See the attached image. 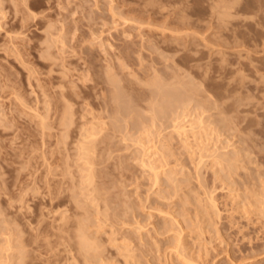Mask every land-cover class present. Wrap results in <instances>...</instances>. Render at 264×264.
Instances as JSON below:
<instances>
[{
  "label": "rangeland",
  "instance_id": "rangeland-1",
  "mask_svg": "<svg viewBox=\"0 0 264 264\" xmlns=\"http://www.w3.org/2000/svg\"><path fill=\"white\" fill-rule=\"evenodd\" d=\"M0 264H264V0H0Z\"/></svg>",
  "mask_w": 264,
  "mask_h": 264
},
{
  "label": "bare ground",
  "instance_id": "bare-ground-1",
  "mask_svg": "<svg viewBox=\"0 0 264 264\" xmlns=\"http://www.w3.org/2000/svg\"><path fill=\"white\" fill-rule=\"evenodd\" d=\"M25 3H26V2H25ZM64 40H65V39H64ZM109 71H110V70H109ZM109 71H108V72H109ZM153 80H154V79H153ZM175 80H176V79H175ZM110 81H111V80H110ZM116 81H117V80H116ZM111 84H112V83H111ZM180 85H181V84H180ZM183 86H184V85H183ZM154 105H155V104H154ZM47 107H48V106H47ZM202 108H203V107H202ZM70 109H71V108H70ZM71 111H72V110H71ZM198 112H199V111H198ZM161 114H162V113H161ZM200 115H201V114H200ZM192 117H194V116H192ZM39 118H40V117H39ZM196 118H197V117H196ZM203 118H204V117H203ZM186 119H187V118H186ZM201 119H202V117H201ZM176 120H177V119H176ZM178 120H179V119H178ZM197 120H198V119H197ZM199 120H200V119H199ZM203 120H204V119H203ZM43 121H44V120H43ZM71 121H72V120H71ZM155 122H156V121H155ZM180 122H181V121H180ZM199 122H200V121H199ZM178 123H179V121H178ZM178 123H176V124H178ZM194 123H195V122H194ZM188 124H189V123H188ZM179 125H180V124H179ZM189 125H190V124H189ZM191 125H192V124H191ZM191 125H190V126H191ZM173 126H174V125H173ZM176 126H177V125H176ZM176 126H175V127H176ZM184 126H185V127H184ZM184 126L182 125V126H180V127H181V130H183V131L186 133V128H187V127H186V125H184ZM188 127H189V126H188ZM193 127H194V126H193ZM65 128H66V127H65ZM176 128H178L177 130H180L179 127H176ZM183 131H181V132H183ZM209 131H210V130H209ZM179 132H180V131H179ZM192 132H193V130H192ZM89 134H90V133H89ZM183 134H184V133H183ZM96 135H97V134H95V138H96ZM184 135H185V134H184ZM93 136H94V135H93ZM93 138H94V137H93ZM90 140L92 141V139H90ZM90 140H89V141H90ZM96 140H97V138H96ZM82 144H83V143H82ZM85 144H86V143H85ZM88 145H89V144H88ZM85 147H86V146H85ZM94 147H95V146H94ZM209 147H210V146H209ZM204 148H205V147H204ZM84 149H85V148H84ZM88 149L91 150L89 147H88ZM207 149H208V147H207ZM207 149H206V150H207ZM86 150H87V149H86ZM150 150H151V149H149V151H150ZM144 151H145V150H144ZM146 151H147V149H146ZM208 152H209V151H208ZM92 153H93V152H92ZM86 154H87V153H86ZM90 155H91V154H90ZM90 155H89V156H90ZM200 155H201V154H200ZM87 156H88V155H87ZM87 158H89V157H87ZM149 158H150V156H149ZM81 159H82V158H81ZM89 159H90V158H89ZM94 160H95V159H94ZM88 163H89V162H88ZM229 165H230V164H229ZM92 169H93V168H92ZM88 172H89V171H88ZM90 172H91V171H90ZM92 182H93V181H92ZM83 183H84V182H83ZM91 184H92V183H91ZM99 198H100V197H99ZM81 229H82V228H81ZM78 234H79V233H78ZM82 237H84V235H83ZM80 238H81V237H80ZM84 239H85V238H84ZM79 240H80V239H79ZM83 241H84V240H83ZM87 241H88V240H87ZM83 243H84V242H83ZM86 244H87V243H86ZM87 247H88V246L86 245V248H87ZM89 248H90V246H89ZM87 254H88V253H87Z\"/></svg>",
  "mask_w": 264,
  "mask_h": 264
}]
</instances>
